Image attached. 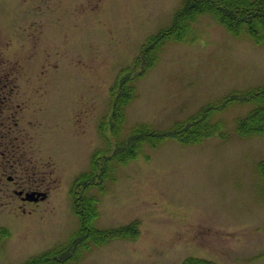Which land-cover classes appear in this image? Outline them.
<instances>
[{
    "label": "rangeland",
    "instance_id": "374dc122",
    "mask_svg": "<svg viewBox=\"0 0 264 264\" xmlns=\"http://www.w3.org/2000/svg\"><path fill=\"white\" fill-rule=\"evenodd\" d=\"M187 1L0 0V163L20 165L0 167V264L70 242L73 188L100 198L96 226L139 234L65 264H264V134L245 123L264 39L226 8L262 0Z\"/></svg>",
    "mask_w": 264,
    "mask_h": 264
},
{
    "label": "trees",
    "instance_id": "16d2710c",
    "mask_svg": "<svg viewBox=\"0 0 264 264\" xmlns=\"http://www.w3.org/2000/svg\"><path fill=\"white\" fill-rule=\"evenodd\" d=\"M206 2L207 3H205L204 0H189L185 2V5L184 7L182 6L181 10H183V12L189 9H192V10L198 9V11L202 9L203 10L209 9L210 11L216 10V7L213 4H211L209 0H206ZM226 8L232 9L234 12L241 11L243 16H253L254 20L252 23H255V24H252L253 26L251 25L252 27L249 29L257 32L258 36L264 39V30H263L264 29V0L259 2V6L255 8H246L244 6H241L240 4H237V6L233 8H228L227 6ZM228 12L229 11L226 10L225 14H227ZM181 14L182 13H180L179 15L182 16ZM224 21H226L225 18H224ZM227 25L231 30H233V32H236L237 29H242L241 26L236 27L235 24L228 23ZM165 30L166 29L160 30L157 34H155L154 37H159L162 33H165L164 37H167V36L171 37L168 34L169 29L167 31ZM172 37H176V36L173 35ZM251 90H252L251 93L248 92L246 94L247 99L251 101L253 100L254 103L262 100L263 107L255 108V105H254V108L252 109V111L254 110V112L253 114L250 113L246 117L245 123L249 124L250 122V124L251 123H253V125L255 124L254 126L255 132H260L264 134V86H260V87H257L256 89L254 88ZM249 95H252L251 96L252 98H250ZM211 109L209 110L211 111ZM259 166L264 167V159L259 163ZM73 189L75 190V188ZM74 190H73V193L75 194ZM100 190L102 193H104L106 191V188L101 186ZM74 194H71V197L73 198V210L79 219V228L76 234L72 236V239L66 245L64 246L58 245L55 247H51L39 254L33 255L32 257H30L27 261L23 262L22 264H65L64 261L65 262L71 261L75 255L77 256H75L74 258H77L79 250L82 251V247L83 249L86 248V250H89L92 247V244L102 245L104 244V242H106L107 240L113 237H118V238L131 237L135 239L138 236L139 234V222L138 221H133L129 224H124L121 226H116V227H112L108 229L100 228L96 226L95 220L98 218L100 214L99 212L100 209L98 207L100 198L94 197V196H85L84 193H81L80 195H74ZM67 264H70V263H67ZM179 264H220V263L212 259H208L204 257L189 256Z\"/></svg>",
    "mask_w": 264,
    "mask_h": 264
},
{
    "label": "flooded vegetation",
    "instance_id": "af4514ba",
    "mask_svg": "<svg viewBox=\"0 0 264 264\" xmlns=\"http://www.w3.org/2000/svg\"><path fill=\"white\" fill-rule=\"evenodd\" d=\"M4 97H6V94H4V92L3 93L1 92L0 93V101H5ZM6 129H10V126L7 125ZM20 146L21 145L19 143L15 144V142L11 141V140L6 142V150H7V147L15 149V148H18ZM1 154L6 156L7 159L0 163V167H3V166H9V167L10 166H20L16 160L14 162V161L9 159L10 156L7 157V152L5 150H4V152H1ZM4 168H7V167H4ZM14 179H15V177L13 175L8 176V180L13 181ZM40 191H44L47 193L45 199H41V197H40L39 200H35L34 198H36L37 192H40ZM15 192L17 194H19L18 196L24 201V203H33V204H39L41 201L46 200L50 194L48 190H43L39 187H33V186H31V189H28V188L22 186L21 188H19ZM32 193H34V194H32ZM28 194H29V196H28ZM0 195H1L0 197H4V196H2L1 189H0ZM0 199H3V198H0ZM0 230H6V227H1Z\"/></svg>",
    "mask_w": 264,
    "mask_h": 264
},
{
    "label": "water",
    "instance_id": "95a60500",
    "mask_svg": "<svg viewBox=\"0 0 264 264\" xmlns=\"http://www.w3.org/2000/svg\"><path fill=\"white\" fill-rule=\"evenodd\" d=\"M41 194H44V195H45V193H44V192H42V193H39V195H41Z\"/></svg>",
    "mask_w": 264,
    "mask_h": 264
}]
</instances>
